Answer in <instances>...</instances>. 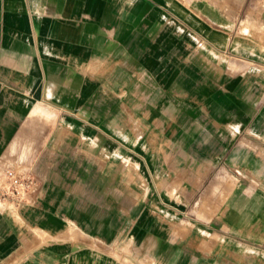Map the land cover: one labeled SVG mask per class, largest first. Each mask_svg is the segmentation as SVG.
I'll return each instance as SVG.
<instances>
[{"label": "crops", "instance_id": "1", "mask_svg": "<svg viewBox=\"0 0 264 264\" xmlns=\"http://www.w3.org/2000/svg\"><path fill=\"white\" fill-rule=\"evenodd\" d=\"M0 264H264V0H0Z\"/></svg>", "mask_w": 264, "mask_h": 264}, {"label": "built area", "instance_id": "2", "mask_svg": "<svg viewBox=\"0 0 264 264\" xmlns=\"http://www.w3.org/2000/svg\"><path fill=\"white\" fill-rule=\"evenodd\" d=\"M34 184L35 178L28 170L0 162V202L13 207L23 205Z\"/></svg>", "mask_w": 264, "mask_h": 264}]
</instances>
